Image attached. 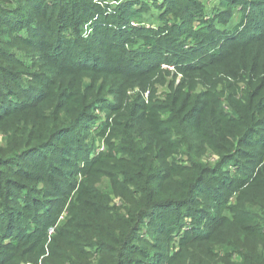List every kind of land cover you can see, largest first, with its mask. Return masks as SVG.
Instances as JSON below:
<instances>
[{"label": "trees", "instance_id": "obj_1", "mask_svg": "<svg viewBox=\"0 0 264 264\" xmlns=\"http://www.w3.org/2000/svg\"><path fill=\"white\" fill-rule=\"evenodd\" d=\"M100 1L111 0H0V61L10 65V73L0 69V132L18 144L0 150V238L4 230L13 240L1 250L5 254L0 251V264L10 251L18 262L37 264L46 250L44 264H264V137L255 131L264 126V50L252 48L264 42V0L252 3L259 10L254 18L244 0L228 33L218 31L215 20L226 26L231 8L207 18L196 0H162L164 15L178 22L152 32L129 25L142 10L122 5L128 0H113L120 5L111 15ZM97 15L99 26L83 38V27ZM195 22L199 29L190 35ZM12 36L16 46L5 41ZM189 38L194 46L185 44ZM161 64L176 67L188 83L148 104L140 95L126 96L133 86L151 88ZM103 97L112 102L102 106ZM97 110L114 116L98 128H109L114 140L104 157L114 162L107 175L112 185L96 187L89 180L82 190L90 212L77 226L61 222L45 246L57 200L71 181L76 184L79 171L91 175L101 163L102 156L90 163L93 148L82 135L93 128ZM179 145L187 158L204 145L218 161L214 168L191 160L171 169L168 158ZM251 146L258 147L255 161L246 156L238 162L242 149ZM81 161L91 166L82 169ZM223 166L238 169L240 177L218 175ZM114 188L121 209L109 205L108 190ZM229 194L235 206L228 208ZM50 197L54 202L44 203ZM234 214L243 220L235 228L252 232L259 250L213 241L219 229L232 225ZM250 218L255 225L242 226ZM143 226L155 243L140 236ZM181 229L178 246L191 253L189 260L182 251L168 257L173 233Z\"/></svg>", "mask_w": 264, "mask_h": 264}, {"label": "rangeland", "instance_id": "obj_2", "mask_svg": "<svg viewBox=\"0 0 264 264\" xmlns=\"http://www.w3.org/2000/svg\"><path fill=\"white\" fill-rule=\"evenodd\" d=\"M162 0H158L156 2H150L148 3V0H128L126 3H123L122 5H126V4H132V5H136V7H138L137 9L142 10V15L140 16V18L138 20L132 19L131 23L129 24L131 27L136 28V29H142V30H149V31H156L159 30L160 28H163L165 26H171L173 25V22H178V20H174V15L173 14H165V7H163L161 4ZM244 0H196L197 3H199V5L201 7H203L204 10V15L208 18L212 16V13L220 11V13L227 11L228 9H232V18L230 19L229 23L226 26H221L217 20H215V23L217 24V29L218 31H221L222 33H228L230 31V29L236 25L239 21V18L241 16V14L243 13V7L244 4L242 3ZM246 1H250L246 8V14L249 15L250 17H258L259 15V10H258V6H254L252 3L254 4H258V0H246ZM135 3V4H134ZM98 5L103 9V12L105 15H111V13L113 11H115L114 8H117L120 4L119 2L116 1H100L98 2ZM199 6V7H200ZM98 15L96 17H94V19L87 23L84 27H83V34L82 37L84 38V36H86V38L90 35V33L92 32V29L96 28L99 26L98 23ZM93 23V24H92ZM95 24V25H94ZM94 25V26H93ZM105 26H109V27H113L115 28L116 25H107L104 24V26L101 27H105ZM93 27V28H92ZM193 29H191V33L190 35H192L195 31H197L199 28L197 26V23L195 22L193 25ZM250 30L253 31V33H257L254 28L251 26ZM8 43H12L16 46V38L15 37H9L5 40ZM186 45H189L188 47H190L191 45L194 46L195 40L192 38H189L188 40L184 41ZM264 43V42H263ZM261 41L256 43L253 47H260L262 50H264V44ZM18 50V49H17ZM13 64V63H11ZM14 71L16 72V66H13ZM0 69L4 70L6 72L10 73V65H8L7 63L1 62L0 61ZM159 73H161L162 75V79H160V75ZM28 78V76L26 77V79ZM29 80H31L30 78H28ZM192 79V78H189ZM150 84H152L151 88H147L145 90H142L140 88H138V86H133L129 91H127L126 96L127 97H135L136 95H140L142 100L145 101L146 104H148L147 102L149 101V99L151 97H154V99L156 100H163L166 96V94L170 91H173L175 88H182L186 83H188V79L187 77H184V75H182L181 73H179L176 70V67L174 66H170V65H166V64H161L160 66V70L156 72V75L149 81ZM170 85V87H169ZM168 87V88H167ZM243 86L239 85V90H242ZM174 88V89H173ZM199 90V88H198ZM25 100V98H24ZM103 103L102 106L105 105V103H111L112 99L110 98V100H107L106 97L102 98ZM14 105L12 102L10 103V106ZM9 106V105H8ZM223 108L224 111V115H226L227 117H230V114L232 113V110L230 108V105L227 102H224V104L221 106ZM94 116H95V124L93 126V128H91V130H85L84 132H82L83 137L85 138V143L88 144L89 149L93 148L91 150V153L89 155V160H92V162H90L91 164L99 157L101 160V163L98 164L95 167H98L94 173L90 174H83L82 171H79L76 174V184H74L72 181L71 183V188L73 189H66V195L64 197H61L59 200H57L58 205L56 207V212H57V218H56V222H54V227L51 228L48 231V241L46 243L45 246H47L50 243V237L51 235L54 233V229L62 222L64 225H74L77 226L78 223V219L80 216H86L89 212L90 209H88V197L86 196V194L83 192V187L84 185H88V181L91 180V182L94 183V185L96 187H109L112 185L111 180L108 178L107 175H109L108 172V166H113L114 162L112 160H107L104 157L109 155V153L112 150L111 145L114 143L113 139H110L109 137V128L107 129H102V130H98L99 126L104 125L106 122L110 123L112 121V119L114 118V116L110 113L107 112L106 110H97L96 112H94ZM16 125V124H15ZM256 133L263 136L264 137V126L258 127L255 129ZM9 137L10 135L4 131L0 132V150H6L9 146L12 148H16L17 147V142L12 141L11 144L9 142ZM174 136H172L171 141H174ZM255 141V140H254ZM154 142V141H153ZM91 143L93 144L91 146ZM90 145V146H89ZM116 145V142H115ZM257 148L258 147H247L242 149V154L240 156L237 157L238 162H241L243 160H245L246 156H251V158H249L248 161H250L249 163H251V161H255L254 158L257 155ZM184 151V147L182 146H178L176 148L175 154L172 155L170 158H168V161L170 163H172V165L170 166L171 169H175L178 167H182V166H190L191 165V160L198 162L202 165H206L209 166L211 168H214V163L218 161V157L217 155L212 152V151H207L206 147L204 145H199V147L195 150H192L190 152V155H188V158L190 159V161H188L187 156H185L183 154ZM160 152V151H159ZM7 152H4L5 155ZM114 157L119 158L120 154H112ZM50 159L56 164L57 169H59L61 172V174L64 177H67L66 173L67 170L66 168H64L62 166V164L59 162V160L57 158H55V156H50ZM245 160V161H247ZM263 161H264V157H263ZM80 163V167L82 169H87L88 167H90L91 165H88V163H84L83 161L79 162ZM249 167H253L251 164L249 165ZM81 169V170H82ZM226 174L229 175L232 178V181H234L235 179L240 177V173L238 169H234V167L232 166H223L222 168L219 169L218 171V175L219 174ZM231 185V183H230ZM30 189L33 188V184H29ZM41 186H39L38 188H40ZM116 192H115V188L108 190V199H109V205L110 207H114L116 209H121L123 207V202L122 200L116 196ZM254 194H249L248 196L244 195L245 199H250L251 197H253ZM54 200L52 197L47 198V200L44 201V203H53ZM23 202L20 201V204H22ZM224 206L229 207H234L235 206V196H232L231 194L228 195V203H225ZM48 207L51 209L54 207L53 204H48ZM71 208V211H70ZM17 210H20L23 214V210L21 205L20 206H16ZM224 213H229V210H225ZM251 216V215H250ZM253 217V216H251ZM255 218V217H254ZM31 219V218H30ZM251 220L248 221V224H243L244 225H248V227H251L253 225H255L256 222H252L253 218H250ZM257 219V218H256ZM230 223L232 225H229L227 227L229 228H221L219 229L217 232L219 233L215 239L213 241H217V242H225L227 245L229 242H232V244H236L239 243L240 247H242L245 250H259L258 246L255 243L254 240V235L252 232L250 231H243L241 230V228H235L238 226V224L240 222H242L243 220H239L236 216V214L233 215V217L231 216L229 218ZM185 223H189V221L184 222ZM30 225V224H29ZM183 225H181L182 227ZM223 226V225H222ZM183 233V230L181 229L179 233L174 232L173 234L174 237L172 238L171 244H170V249H169V253H168V257H170L171 255H176V254H180L181 251L187 256L188 260L191 259V253L187 252L185 250H181L180 246H178V236L180 234ZM2 234H4V236H2L0 238V251L5 248L6 246H8L9 244L12 243L13 240H11L8 236L9 234H5L4 230H2ZM140 236L144 237L143 239H145L148 244L150 243V245L152 243H155V241H153L152 236L150 235L149 229L145 226H143L141 228V232H140ZM164 235L161 234H157L156 239H163ZM169 242V241H168ZM221 250V249H220ZM2 253L5 254V252L1 251ZM220 252V251H219ZM223 253V252H220ZM230 255H232V260L233 262H237L236 259V253H234V250H231V252H229ZM47 255L48 252L46 250V255L44 256H40L37 259V264H44L46 263L47 260ZM181 256V255H180ZM181 260L187 261L186 258L181 257ZM1 264H32V263H21L18 262L16 260V254H14L12 251L9 252V254L7 255V257H5L2 261ZM68 264V263H66Z\"/></svg>", "mask_w": 264, "mask_h": 264}]
</instances>
